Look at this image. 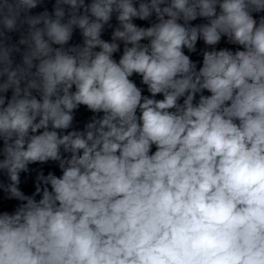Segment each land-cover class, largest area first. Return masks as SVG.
<instances>
[{
  "label": "clouds",
  "instance_id": "obj_1",
  "mask_svg": "<svg viewBox=\"0 0 264 264\" xmlns=\"http://www.w3.org/2000/svg\"><path fill=\"white\" fill-rule=\"evenodd\" d=\"M0 264H264V0H0Z\"/></svg>",
  "mask_w": 264,
  "mask_h": 264
}]
</instances>
